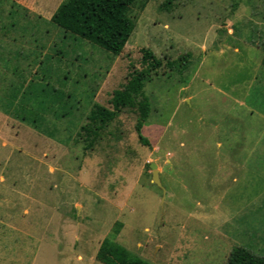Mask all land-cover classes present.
<instances>
[{
  "label": "rangeland",
  "instance_id": "1",
  "mask_svg": "<svg viewBox=\"0 0 264 264\" xmlns=\"http://www.w3.org/2000/svg\"><path fill=\"white\" fill-rule=\"evenodd\" d=\"M63 1L0 0V264H102L115 229L151 264L263 257L264 0H137L118 56L54 25ZM144 49L163 63L144 83L150 146L124 109L86 149L90 110Z\"/></svg>",
  "mask_w": 264,
  "mask_h": 264
},
{
  "label": "trees",
  "instance_id": "2",
  "mask_svg": "<svg viewBox=\"0 0 264 264\" xmlns=\"http://www.w3.org/2000/svg\"><path fill=\"white\" fill-rule=\"evenodd\" d=\"M137 0H64L55 10L51 22L65 33L81 38L118 56L123 51L134 30V22L129 17V10ZM145 68L131 73L128 81L113 92L111 108L95 104L87 117L88 122L81 126L77 141L84 140L85 148L91 149L107 126L124 109H131L138 114L136 129L143 144L150 143L142 135V127L151 114V104L144 92V83L154 71L162 67V61L150 49L143 50L142 59ZM182 69L186 66L185 58L179 59ZM167 65L174 69L177 61ZM23 119H25L23 117ZM38 119L32 120L36 123ZM79 138V139H78ZM118 233L106 237L96 254L102 264H151L132 254L114 240ZM226 264H264V256H258L245 247H235L229 254Z\"/></svg>",
  "mask_w": 264,
  "mask_h": 264
},
{
  "label": "water",
  "instance_id": "3",
  "mask_svg": "<svg viewBox=\"0 0 264 264\" xmlns=\"http://www.w3.org/2000/svg\"><path fill=\"white\" fill-rule=\"evenodd\" d=\"M150 168L152 170V180H153L154 184H156L158 187H160L165 192V189L163 188L161 181H160V178H159L157 164L151 163Z\"/></svg>",
  "mask_w": 264,
  "mask_h": 264
}]
</instances>
